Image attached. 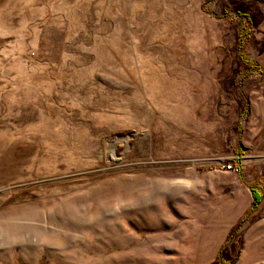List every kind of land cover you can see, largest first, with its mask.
Wrapping results in <instances>:
<instances>
[{
    "label": "rangeland",
    "instance_id": "obj_1",
    "mask_svg": "<svg viewBox=\"0 0 264 264\" xmlns=\"http://www.w3.org/2000/svg\"><path fill=\"white\" fill-rule=\"evenodd\" d=\"M0 264H264V0H0Z\"/></svg>",
    "mask_w": 264,
    "mask_h": 264
},
{
    "label": "trees",
    "instance_id": "obj_2",
    "mask_svg": "<svg viewBox=\"0 0 264 264\" xmlns=\"http://www.w3.org/2000/svg\"><path fill=\"white\" fill-rule=\"evenodd\" d=\"M251 192H252L253 200L250 210L255 208L256 205L260 202V195L258 194V192L254 188H251Z\"/></svg>",
    "mask_w": 264,
    "mask_h": 264
},
{
    "label": "built area",
    "instance_id": "obj_3",
    "mask_svg": "<svg viewBox=\"0 0 264 264\" xmlns=\"http://www.w3.org/2000/svg\"><path fill=\"white\" fill-rule=\"evenodd\" d=\"M228 168H231L232 163L225 164Z\"/></svg>",
    "mask_w": 264,
    "mask_h": 264
}]
</instances>
